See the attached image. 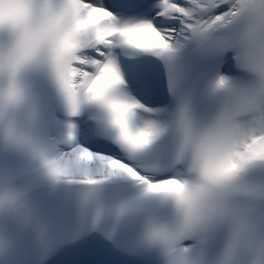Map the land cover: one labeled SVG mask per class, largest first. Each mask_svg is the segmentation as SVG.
<instances>
[{
  "label": "snow or ice",
  "instance_id": "snow-or-ice-1",
  "mask_svg": "<svg viewBox=\"0 0 264 264\" xmlns=\"http://www.w3.org/2000/svg\"><path fill=\"white\" fill-rule=\"evenodd\" d=\"M0 264H264V0H0Z\"/></svg>",
  "mask_w": 264,
  "mask_h": 264
}]
</instances>
